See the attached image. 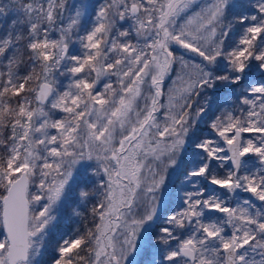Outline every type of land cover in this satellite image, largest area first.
<instances>
[{"label": "snow or ice", "instance_id": "obj_1", "mask_svg": "<svg viewBox=\"0 0 264 264\" xmlns=\"http://www.w3.org/2000/svg\"><path fill=\"white\" fill-rule=\"evenodd\" d=\"M0 264H264V0H0Z\"/></svg>", "mask_w": 264, "mask_h": 264}, {"label": "rangeland", "instance_id": "obj_2", "mask_svg": "<svg viewBox=\"0 0 264 264\" xmlns=\"http://www.w3.org/2000/svg\"><path fill=\"white\" fill-rule=\"evenodd\" d=\"M256 75L254 77H250V79H257L259 80L260 79V74L257 72L255 73ZM230 98V97H229ZM174 179V178H173ZM211 187V186H209ZM168 192L171 194V196H175L176 200L175 201H172V203L170 205H168V207H171L173 209L176 208L177 205H179L181 203L180 199H179V196L182 195V191H180V185H179V182L176 181V188L173 189L172 186L170 185L169 186V189H168ZM248 194H244V193H241L240 194V197L237 198V199H241L246 197ZM231 199V198H230ZM254 199V198H253ZM231 202L233 204V206L236 205V202L237 200L236 199H231ZM257 204H259V202L257 201L256 202ZM67 222V221H66ZM69 223H65V222H61L60 224V227L58 228L57 230V235H56V238L58 239L59 238V235L60 234H63L65 231H70V229L72 227H76L77 225L75 223H73L72 221H68Z\"/></svg>", "mask_w": 264, "mask_h": 264}, {"label": "trees", "instance_id": "obj_3", "mask_svg": "<svg viewBox=\"0 0 264 264\" xmlns=\"http://www.w3.org/2000/svg\"><path fill=\"white\" fill-rule=\"evenodd\" d=\"M224 95H225V96H227L228 94H227V93H225ZM171 197H172V201H174V199H175V196H174V198H173V196H171ZM66 221H67V222H66ZM63 222H65V223H69V222H68V220H64Z\"/></svg>", "mask_w": 264, "mask_h": 264}, {"label": "flooded vegetation", "instance_id": "obj_4", "mask_svg": "<svg viewBox=\"0 0 264 264\" xmlns=\"http://www.w3.org/2000/svg\"><path fill=\"white\" fill-rule=\"evenodd\" d=\"M176 200V198L174 199V201Z\"/></svg>", "mask_w": 264, "mask_h": 264}, {"label": "water", "instance_id": "obj_5", "mask_svg": "<svg viewBox=\"0 0 264 264\" xmlns=\"http://www.w3.org/2000/svg\"><path fill=\"white\" fill-rule=\"evenodd\" d=\"M255 75H256V74H255ZM255 75H254V76H255ZM254 76H252V77H254Z\"/></svg>", "mask_w": 264, "mask_h": 264}]
</instances>
